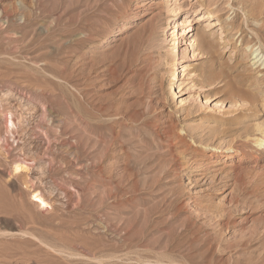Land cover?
I'll list each match as a JSON object with an SVG mask.
<instances>
[{
    "label": "rangeland",
    "instance_id": "374dc122",
    "mask_svg": "<svg viewBox=\"0 0 264 264\" xmlns=\"http://www.w3.org/2000/svg\"><path fill=\"white\" fill-rule=\"evenodd\" d=\"M256 49L264 0H0V264H264Z\"/></svg>",
    "mask_w": 264,
    "mask_h": 264
},
{
    "label": "bare ground",
    "instance_id": "6f19581e",
    "mask_svg": "<svg viewBox=\"0 0 264 264\" xmlns=\"http://www.w3.org/2000/svg\"><path fill=\"white\" fill-rule=\"evenodd\" d=\"M187 14V12H185V15ZM206 15V17H211V15L210 14H204L203 16H205ZM200 16H201V14H200ZM199 16V17H200ZM203 16L201 17V18H203ZM200 18V19H201ZM217 20H219V19H217ZM222 21V20H221ZM215 22H217V24H220V25H222V27H224V24H225V21L224 22H219V21H216L215 20ZM214 22V23H215ZM194 23V21L189 17V16H185L184 18H183V20H181V22H180V24H176V26H175V30L174 31H171L170 32V34H172V36H173V45H174V49L173 50H170L169 52H168V57H167V63L169 64V63H172L173 62V60H175V59H177V53L179 52V47H178V44H179V34H180V29L178 28L179 26H191L192 24ZM167 30H169V29H167ZM202 30H204V29H202ZM202 30H199V29H197V30H195L194 31V33L191 35V38L189 39V42H196V45H197V47L198 48H200V49H202V50H206V49H210L211 48V46H210V44H209V42L206 40V37H205V35H204V32L202 31ZM224 42H225V40H224ZM224 44V43H223ZM255 54H254V56L252 57V63L251 64H256V63H258V62H260V64H264V55H263V53H262V51H259V50H254L253 51ZM264 66V65H263ZM184 71V67L183 66H181V65H179V66H177V68H175L173 71H172V73L168 76V83H167V86H168V90H169V93H170V95L172 96V97H175L176 95H177V93L179 92V87H180V85H181V83H180V73L181 72H183ZM210 76V75H209ZM209 76H205V79H206V81H208L209 82ZM207 82V85H209L210 83H211V81L208 83ZM4 92H5V90H4ZM7 98H9V97H7ZM4 100V99H3ZM259 104V108H263V110H264V95L262 96V99L258 102ZM182 105V102L181 101H179V106H181ZM250 106H251V108L252 109H254V108H256L257 106L256 105H252V103H250ZM27 107V106H26ZM28 108V107H27ZM250 109V108H249ZM29 110H30V107H29ZM8 114V113H7ZM22 114V113H21ZM6 117V116H5ZM25 118V117H24ZM5 122H6V124L7 123H9L10 124V126L11 125H13L14 123H13V120L11 119V117L10 118H6L5 119ZM261 123V122H260ZM260 123H257V124H255V129H254V131L255 132H259V133H262V134H264V125H262V124H260ZM8 127V125H6V128ZM254 132V133H255ZM249 135V134H248ZM250 135H252V133L250 134ZM264 136V135H263ZM262 136V137H263ZM249 138V137H248ZM256 139V138H255ZM256 141L257 142H259L260 144H263L264 145V139L262 138V139H256ZM69 152V151H68ZM76 153V152H75ZM75 153L73 152V153H71V156L72 157H75L76 158V155H75ZM74 159V158H73ZM79 159V158H78ZM77 160V159H76ZM85 160V159H84ZM77 162V161H76ZM87 162V161H86ZM16 168L17 169H21V168H23V165H21L20 163H16ZM37 168V167H36ZM34 191V190H33ZM50 192V191H49ZM32 198H34L32 201L37 205V206H41V207H43V206H45V205H47L48 204V202L46 201V199H45V197H43L42 195H41V193L39 192V190L37 191V190H35L33 193H32Z\"/></svg>",
    "mask_w": 264,
    "mask_h": 264
}]
</instances>
